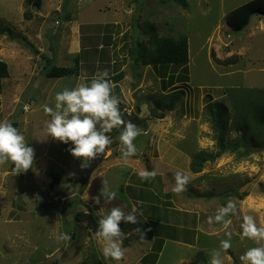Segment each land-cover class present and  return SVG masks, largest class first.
Returning a JSON list of instances; mask_svg holds the SVG:
<instances>
[{
  "label": "rangeland",
  "instance_id": "obj_1",
  "mask_svg": "<svg viewBox=\"0 0 264 264\" xmlns=\"http://www.w3.org/2000/svg\"><path fill=\"white\" fill-rule=\"evenodd\" d=\"M36 1L0 0V61L11 74L1 83L0 121L11 122L34 149L26 173H15L11 161L0 165V264H211L214 255L222 264H242L248 248L264 246V239L244 237L241 227L244 217L252 216L264 228V151L236 148L244 116L264 106V17L254 16L242 30L226 21L251 0H39L41 6ZM88 3L102 7L103 12H95L98 19L116 15L124 25L115 45L120 47L117 65L125 66L118 108L121 117L136 114L145 121L134 140L136 151L127 158L116 134L120 126L105 133L111 143L89 181L81 173V160L69 151L71 143L47 133L51 115L44 109L56 110L55 95L66 86L35 94L36 77L51 60L48 49L55 50L62 36L56 23L63 22L67 9L69 19ZM154 35L159 41L187 38L188 81L179 79L185 74L181 66L158 73L131 59L139 44L157 48L150 40ZM30 45L47 52L35 54ZM212 53L239 61L219 65ZM171 75L174 84L164 88L163 80L168 83ZM140 88L150 103L138 105L132 98ZM177 97L174 110L165 111ZM158 101L163 109L157 110ZM220 118L224 130L217 127ZM201 154L216 158L197 164L202 171L194 173L192 164L200 162ZM145 171L155 176L144 179L140 173ZM177 172L188 176L180 193L172 190ZM105 181L118 192L115 199L101 195ZM229 201L236 207L227 214V225L218 223L215 216ZM114 207L137 221L120 223L124 255L119 261L103 255L102 238L76 217L83 213L101 219ZM223 240L232 246L222 249Z\"/></svg>",
  "mask_w": 264,
  "mask_h": 264
},
{
  "label": "clouds",
  "instance_id": "obj_2",
  "mask_svg": "<svg viewBox=\"0 0 264 264\" xmlns=\"http://www.w3.org/2000/svg\"><path fill=\"white\" fill-rule=\"evenodd\" d=\"M108 72L104 71L101 78H93L90 85H80L71 90L64 89L55 95V111L45 107V112L51 115L47 123V133L53 139L64 144L71 143L69 149L73 157L81 160L82 167H88L92 158L104 153L111 143L105 133L113 128L124 124L120 134L122 155L127 158L132 156L136 149L134 140L138 136L139 129L132 122L125 123L122 120L118 108V100L112 93L111 81L106 79ZM100 124L102 131L97 130ZM34 149L25 142V137L9 121H0V165L8 161L14 163L15 173H26L33 166ZM144 179L155 176V172H142ZM188 176L182 172L175 175L173 192L180 193L185 190ZM101 195L112 200L118 196V192L108 187L104 182ZM95 203H100V198H95ZM236 206L229 201L226 207L219 210L215 216L218 223L227 225V214ZM213 218L209 217V222ZM135 224L134 214L125 215L120 208L114 207L111 211L99 219L97 238H102L104 246L103 255L114 261H119L124 255L122 248L120 223ZM242 235L252 240L264 239V228H258L252 216H245L241 225ZM60 239L68 240L67 235H61ZM230 240L221 241V248L227 250L231 247ZM242 264H264V246L250 247L240 257ZM211 264H222L221 260L214 255Z\"/></svg>",
  "mask_w": 264,
  "mask_h": 264
},
{
  "label": "trees",
  "instance_id": "obj_3",
  "mask_svg": "<svg viewBox=\"0 0 264 264\" xmlns=\"http://www.w3.org/2000/svg\"><path fill=\"white\" fill-rule=\"evenodd\" d=\"M139 1V0H136ZM36 6H41L39 3V0L36 1ZM183 5L185 4L182 3ZM254 16H261L264 17V0H251L242 6L234 9L231 11L227 17L226 21L227 24L236 30H242L245 27H247L251 19ZM154 32V30L152 31ZM1 34V32H0ZM26 41V39H23ZM151 43L153 42L154 46H157V48L153 51L151 49H148L145 45H137V54H135V51L131 52V59L135 61L136 64L142 63L145 66H153L155 70L158 73H161L162 70L168 69L170 66H181L183 67V71L185 74L184 76H181L179 79L182 82L188 81V73H187V65L189 64V45L187 38L183 37L180 39H164L159 41V38L157 35H154L151 39ZM31 49L35 51V54H38V50L34 48L32 45ZM34 48V49H33ZM213 60L219 64L224 66L234 65L238 63V58H228L225 60L218 59L214 53H212ZM48 64L46 65V75L48 78H63V77H78L79 76V64L76 63V65L73 68H60L56 67L53 64L52 60L47 61ZM166 71V70H165ZM165 71L163 72V77H165ZM10 77V70L8 67V64L5 62L0 61V92H1V83L3 80L8 79ZM122 78V75H118L116 80H119ZM175 82L174 75L170 76V79L168 83L165 82V79L163 80L164 88H168L169 86H172ZM168 86V87H167ZM178 100V97L176 99H173L168 105L164 106L165 111L170 112L174 110V106L176 104V101ZM157 110L163 109V105L161 102H156ZM153 115L157 119L164 118V113L157 114L156 112L153 113ZM221 114L219 115V117ZM244 125L242 126V139L239 141V143L236 144V148H245L246 153H249V151L255 152V151H264V106L261 104H258L257 107H254L252 110V117L249 115H245L244 118ZM222 118L219 119L217 127L220 130H224L222 126ZM254 132V133H253ZM257 134V135H256ZM219 146L223 149L224 148V139L222 132L219 135L218 140ZM216 157H205L204 154H201V156L198 157L200 162H196L197 159H195V162L192 164V171L194 173H200L202 171V166L207 161H213ZM197 164H201L202 166H196ZM55 182L60 183V179L56 177ZM78 221H85L88 223L89 226L92 227L94 230V233L98 231V221L99 217H97L94 214H83L79 213L77 216ZM149 228V227H148ZM147 227L143 228V231H146ZM151 232V231H150ZM155 257V256H154ZM153 264L154 261H153Z\"/></svg>",
  "mask_w": 264,
  "mask_h": 264
},
{
  "label": "crops",
  "instance_id": "obj_4",
  "mask_svg": "<svg viewBox=\"0 0 264 264\" xmlns=\"http://www.w3.org/2000/svg\"><path fill=\"white\" fill-rule=\"evenodd\" d=\"M95 3H88V6L86 4L83 10L79 11L77 9L74 17L69 19L67 17L69 10L67 9L62 18L63 22H60L59 27L56 26L57 31H62L58 45L55 50L52 48L48 49V52L45 51L51 53L50 58L53 62L55 61L54 65L56 67L73 68L78 63L79 76L48 78L43 67L42 71L38 73V77H36L38 78L36 82L40 81V85H38L39 91L35 89V94L40 91L48 93L53 88L52 85L61 86V84H64L68 90L80 85H90L93 78H101V74L107 71L108 76L106 79L111 81V94L115 97L120 96L122 78L119 80H116V78L125 72V66L117 65V50L120 47L115 49V45L116 36L119 32H122L124 25L118 22L116 15L115 17L111 15V19H98L95 12L103 11L102 7H98ZM39 52L43 51L39 50Z\"/></svg>",
  "mask_w": 264,
  "mask_h": 264
},
{
  "label": "water",
  "instance_id": "obj_5",
  "mask_svg": "<svg viewBox=\"0 0 264 264\" xmlns=\"http://www.w3.org/2000/svg\"><path fill=\"white\" fill-rule=\"evenodd\" d=\"M132 98L135 100V102L139 105L142 102L145 103H150V99L147 98L144 93H143V89H137L133 95ZM123 121L125 123L127 122H132L133 124H135L137 126V128H140L144 125V120L141 119V117L139 115H135L133 117H129L126 116L123 118ZM124 124H121L120 128L118 129V131L116 132V134H121V131L123 130ZM107 155V150H105L104 153L98 154L97 156H95L94 158H92L89 162L88 167H81V173L84 176V180L89 181L92 174L96 171V169L100 166L101 162L105 159ZM250 184H247L246 187H244V189H242V191H244ZM241 191V192H242ZM124 244L126 243L125 241L123 242Z\"/></svg>",
  "mask_w": 264,
  "mask_h": 264
},
{
  "label": "flooded vegetation",
  "instance_id": "obj_6",
  "mask_svg": "<svg viewBox=\"0 0 264 264\" xmlns=\"http://www.w3.org/2000/svg\"><path fill=\"white\" fill-rule=\"evenodd\" d=\"M135 115H136V114H134V115H132V116H129V117H133V116H135ZM124 117H126V116H124ZM124 117H122V120H123ZM144 125H145V121H144ZM144 125H143V126H144ZM120 126H121V125H120ZM141 128H142V127H141ZM138 129H140V128H138Z\"/></svg>",
  "mask_w": 264,
  "mask_h": 264
},
{
  "label": "built area",
  "instance_id": "obj_7",
  "mask_svg": "<svg viewBox=\"0 0 264 264\" xmlns=\"http://www.w3.org/2000/svg\"><path fill=\"white\" fill-rule=\"evenodd\" d=\"M56 25H60V21H58V22L56 23Z\"/></svg>",
  "mask_w": 264,
  "mask_h": 264
}]
</instances>
